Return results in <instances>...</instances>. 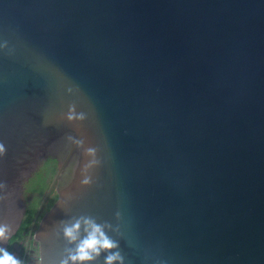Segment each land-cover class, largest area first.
Listing matches in <instances>:
<instances>
[{
	"label": "water",
	"instance_id": "1",
	"mask_svg": "<svg viewBox=\"0 0 264 264\" xmlns=\"http://www.w3.org/2000/svg\"><path fill=\"white\" fill-rule=\"evenodd\" d=\"M0 143L12 236L58 163L40 264L84 217L126 264H264V0H0Z\"/></svg>",
	"mask_w": 264,
	"mask_h": 264
},
{
	"label": "clouds",
	"instance_id": "2",
	"mask_svg": "<svg viewBox=\"0 0 264 264\" xmlns=\"http://www.w3.org/2000/svg\"><path fill=\"white\" fill-rule=\"evenodd\" d=\"M74 116L69 115V119ZM75 118L83 119V114ZM94 148H89V154H95ZM5 147L0 143V158L5 155ZM92 163H97L93 160ZM81 183L89 185L90 177H85ZM2 187V186H0ZM53 197L59 201V197L53 194ZM84 226V232L81 234V226ZM111 230L110 224H99L91 217H84L76 220L63 228V237L71 247L65 249V255L53 264H126L125 257L121 252L120 242L108 235L105 229ZM35 242V236L32 238ZM0 241L14 242L9 227L6 224H0ZM102 257V260H101ZM36 259L39 262V247L36 248ZM0 264H22L7 249L0 247Z\"/></svg>",
	"mask_w": 264,
	"mask_h": 264
},
{
	"label": "flooded vegetation",
	"instance_id": "3",
	"mask_svg": "<svg viewBox=\"0 0 264 264\" xmlns=\"http://www.w3.org/2000/svg\"><path fill=\"white\" fill-rule=\"evenodd\" d=\"M29 183H30V180L24 185L23 196L25 195L26 192L28 193L29 196H32L34 195L36 191V187H34L33 185L29 186L28 185ZM54 193L55 192L53 190L39 214H38V210L40 206L38 207L35 215L32 218L29 217L25 223H24V218H23V221H22V224L19 230L13 236L14 242H11V243L8 242L7 248H5L10 253H12L16 258H18L22 262V264H40V261L38 262L36 259V248L37 246L39 247V244L36 240L35 242H33L32 238H33L34 232L38 228V224L43 214L47 212L51 208V206L54 204V201L52 205L50 204L52 200H55L53 197ZM25 215H26V212H25Z\"/></svg>",
	"mask_w": 264,
	"mask_h": 264
},
{
	"label": "trees",
	"instance_id": "4",
	"mask_svg": "<svg viewBox=\"0 0 264 264\" xmlns=\"http://www.w3.org/2000/svg\"><path fill=\"white\" fill-rule=\"evenodd\" d=\"M58 170V163L54 159H48L47 161L43 162L37 171L32 175L30 179L29 186L33 185L36 187V191L34 195L29 196L26 192L23 196V200L26 203V215L24 217V223L28 220L29 217H33L40 206L46 192L48 191L51 182L53 181L56 173ZM55 199V198H54ZM51 201V205L53 204Z\"/></svg>",
	"mask_w": 264,
	"mask_h": 264
}]
</instances>
